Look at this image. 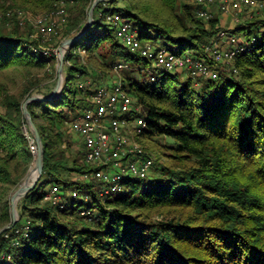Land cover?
<instances>
[{
	"label": "trees",
	"instance_id": "1",
	"mask_svg": "<svg viewBox=\"0 0 264 264\" xmlns=\"http://www.w3.org/2000/svg\"><path fill=\"white\" fill-rule=\"evenodd\" d=\"M92 1L0 0V9L47 14L63 3L70 12L64 37H71L84 26ZM177 1L97 4L91 26L65 54L60 95L27 105L44 146L43 172L20 199L19 219L0 234V264H264V12L236 28L245 30L244 47L232 64H217L216 78L162 69L133 77L152 61L120 43L109 15L131 22L143 44L206 57L204 47L220 31L216 19L198 18L195 3H180L177 10ZM1 14L0 74L23 71L24 79L19 91L0 81V228L11 223L9 191L35 160L22 104L57 75V56L41 51L42 41L31 37L34 28ZM122 61L130 69L120 79L123 87L145 109L147 127L136 139L149 143L147 153L158 148L159 156L149 181L128 177L124 191L102 198L100 181L77 180L100 166L83 161L81 144L80 157L67 166L62 147L67 122L101 86L92 87L94 81ZM154 137L168 142L156 144ZM54 185L63 197L75 189L88 197H72L78 205L61 207L47 198Z\"/></svg>",
	"mask_w": 264,
	"mask_h": 264
},
{
	"label": "built area",
	"instance_id": "2",
	"mask_svg": "<svg viewBox=\"0 0 264 264\" xmlns=\"http://www.w3.org/2000/svg\"><path fill=\"white\" fill-rule=\"evenodd\" d=\"M195 4L198 7L197 17L205 22L213 18L210 7L212 5L217 6L220 13L225 15L244 11L249 16H254L264 12V0H195ZM5 14L16 15L22 25L30 21L41 37L56 33V28L63 26L68 20V11L63 3L47 14L29 16L20 9L14 12L7 10ZM2 17L3 14L0 13V19ZM107 19L116 28V38L130 51L140 52L162 70L187 71L193 77L216 78L217 64H232L236 54L244 47L237 34L221 30L210 44L204 47L206 57H199L191 50L175 53L165 46L158 45L154 48L151 42L143 44L138 29L121 15H109ZM233 20L237 23L242 21L239 16H235ZM40 49L44 54L51 52L46 48ZM113 67L117 72H121L127 68V64L122 61ZM233 72L236 70L233 69ZM67 123L79 145H82L83 161L88 165L100 166L97 171L84 173L82 176L86 181L93 178L102 183L100 197L124 191L123 181L128 177L139 180L148 177L154 160L140 140L136 139L147 127L145 109L136 97L127 92L120 79L112 87L101 85L96 88L88 106ZM28 137L30 149L35 154L36 143L31 136ZM68 194L82 199L88 197L79 195L76 189ZM59 197H62L61 187L54 185L47 198L62 207L65 202H60ZM80 212L82 215L90 214L86 209H81Z\"/></svg>",
	"mask_w": 264,
	"mask_h": 264
},
{
	"label": "rangeland",
	"instance_id": "3",
	"mask_svg": "<svg viewBox=\"0 0 264 264\" xmlns=\"http://www.w3.org/2000/svg\"><path fill=\"white\" fill-rule=\"evenodd\" d=\"M8 2L9 1H7L6 4H9ZM180 3H185V4L190 5L192 3H195V0H178L177 6H176L177 10H178V7L180 6ZM210 7H211L212 16L217 21L216 28L220 29V31L221 30L229 31V32L233 33L234 35L237 34L239 37L243 38V33L245 32V30H240L236 33H235V31H236L237 27H240V25H243L244 21H246V19H248L250 17L248 15V13L242 11V12L235 13V14L225 15L223 13H220L217 6L212 5ZM19 9H16L14 7H7V8H5V10L0 9V13L5 12L7 10H11L12 12H14V11H17ZM21 10H23V9H21ZM23 11L25 13H27V15H29V16H34V14H42V13H32V12L27 11V10H23ZM5 16H7V15H5ZM235 16H239L242 21L239 23L235 22V20H233L235 18ZM260 16L263 17L262 14H260ZM9 17H14V15L9 16ZM15 18H16V16H15ZM1 19H3V18H1ZM16 20H17V18H16ZM25 25H31L32 26L30 21L23 24V26H25ZM33 28H34V30L31 34V37L34 40L36 39L38 41H42V44H41L42 48H46L47 50H51V51H53V53L56 56H58L57 55L58 47L63 42V39L68 38V37H64L65 26H58L56 28V33H52L51 35H49L47 37L39 36L37 34L36 28L35 27H33ZM158 45H159L158 43H153L154 48L158 47ZM173 51H179V50H173ZM81 54H83L84 58L87 60V55L84 54V51H81ZM139 66H141V68H143L142 64H139ZM218 68L220 70L219 66H218ZM160 71H161V69L157 68L155 66V64L152 62L151 68H147V69L143 68L142 71H136L135 73H131L130 75H132L135 78H137V77L140 78L141 76L142 77H145V76L149 77V76H151V74H159ZM129 72H130L129 68H125L121 72H117L115 70V68H113L112 71H110L109 76L107 78L95 80L94 81L95 83L92 85V87H94L97 84H100V85L105 86V87H112V85L114 83H116L119 79L124 80ZM187 73H188L187 71H180L179 74L184 76V75H187ZM56 77H57V75L55 76L54 79H50V80L44 79L42 82V87L33 91L31 95H36V94L45 95V94L50 93L51 90L53 89V87L55 86ZM23 79H24L23 71L20 72L18 70L9 69V70L0 74V81L8 84L11 87V90H13V91H19L21 89V87H22L21 84H22ZM24 128L27 130L28 129L27 125H24ZM65 130H66L65 133L67 135V140H65L66 142H64L62 148H65V155L67 156V166L68 165L70 166L74 159H78L80 157V155H79L80 145H79V142L77 141L75 135L71 136V131L69 129V126L66 125ZM154 140H155L156 144L159 143L162 145L164 143L168 142V138L166 139L163 137H154ZM140 143H142V145L144 146L145 149H147V146H149V143H143L142 141H140ZM158 151H159V149L157 148L154 151V153L148 152L149 155L153 158V160H155L156 157L159 156ZM33 162L29 165V167L32 166ZM28 168H27V170H28ZM27 170H26L24 177L18 182V184L24 180L25 176L28 173ZM63 174L66 176V178L71 177V178H75V180L77 178H79V174H77L73 171H68V172L63 171ZM146 179H147V181H149L151 179V176H148ZM77 180H78L79 184H83L86 181V179L85 180L84 179L83 180L77 179ZM18 184H16L9 191L8 197H7L8 200H9V197H10L12 191L18 187ZM58 199L60 200V202H65V203H68L69 205H78V201L77 200L74 201V199L72 198V196L70 194H68L66 197H63V196L59 197ZM19 202H20V199H19ZM19 202L17 203V214L20 216V214L18 213L19 212V210H18L19 209Z\"/></svg>",
	"mask_w": 264,
	"mask_h": 264
},
{
	"label": "water",
	"instance_id": "4",
	"mask_svg": "<svg viewBox=\"0 0 264 264\" xmlns=\"http://www.w3.org/2000/svg\"><path fill=\"white\" fill-rule=\"evenodd\" d=\"M105 0H93L91 3L90 8L88 9L87 13V19L86 22L84 23V26L81 28L80 31L77 32V34L63 39V42L57 49V58H56V64H55V69L57 73L56 81H55V86L51 90L50 93L41 95V94H36V95H30L26 98V100L22 104V114H24L25 121L27 128L30 129L32 133V139L36 143V153L34 154L35 160L32 164V166L35 168L37 171V175L34 179L31 181L27 180V175L25 176L24 180L18 184V187L12 191L9 200H10V215H11V223L8 225H5L0 228V234L2 232H5L9 228L12 227V225L19 219V215L17 214V203L19 199L23 198L27 192L33 190L36 187L37 182L39 181L41 174L43 172V162H44V156H43V142H41V137L39 135V131L35 127L31 114L27 110V105L30 102H35L37 100H51L55 99L60 95L62 92L64 86H65V69H64V58H65V51L70 47L72 43L76 41L78 36H80L86 29H88L92 22H93V9L94 7L99 4L104 2ZM30 167L28 168V170ZM27 170V171H28ZM29 172V171H28ZM28 174V173H27Z\"/></svg>",
	"mask_w": 264,
	"mask_h": 264
},
{
	"label": "bare ground",
	"instance_id": "5",
	"mask_svg": "<svg viewBox=\"0 0 264 264\" xmlns=\"http://www.w3.org/2000/svg\"><path fill=\"white\" fill-rule=\"evenodd\" d=\"M28 174H27V180L31 181L32 179H34L37 175V171L35 170V168L33 166L30 167V169L28 170ZM19 202V201H18Z\"/></svg>",
	"mask_w": 264,
	"mask_h": 264
}]
</instances>
